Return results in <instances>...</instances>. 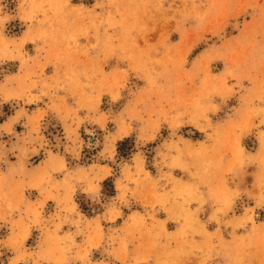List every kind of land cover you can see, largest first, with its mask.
I'll use <instances>...</instances> for the list:
<instances>
[{
	"label": "rangeland",
	"instance_id": "1",
	"mask_svg": "<svg viewBox=\"0 0 264 264\" xmlns=\"http://www.w3.org/2000/svg\"><path fill=\"white\" fill-rule=\"evenodd\" d=\"M212 237L264 264V0H0V264H207Z\"/></svg>",
	"mask_w": 264,
	"mask_h": 264
},
{
	"label": "crops",
	"instance_id": "2",
	"mask_svg": "<svg viewBox=\"0 0 264 264\" xmlns=\"http://www.w3.org/2000/svg\"><path fill=\"white\" fill-rule=\"evenodd\" d=\"M199 196V195H198ZM203 196V195H202ZM202 198V197H201ZM196 207V206H195ZM197 209V216L199 217L200 219V224L203 225V229L201 228V230H205L207 231L209 234L210 233H221L222 237H225V242L229 240V232L231 231V228L227 227V226H223V225H219L215 219H207V218H212V217H220V213L216 211L215 207L214 206H208L206 208H196ZM122 211H123V208H122ZM207 217V218H206ZM171 220V219H170ZM102 224V223H101ZM103 225V224H102ZM107 227L103 226V232H106L107 234L109 232H111L114 228L116 227H120V225L118 226H112V224H110V226L108 225V223L106 224ZM167 225V230L169 232H172V231H176L178 229H181L184 225L183 223L181 222H177V223H171V221H168L166 223ZM119 236V235H118ZM107 237V235H106ZM196 240L198 242H202L204 241L203 238H201V236H197L195 237ZM103 242H105V237L103 238ZM102 242V243H103ZM211 242L214 245V256L213 259H212V262H208L207 264H236L235 261L233 260V258L231 257H228L227 255H222V245H221V242L220 240L218 239V237H212L211 238ZM226 244V243H225ZM104 248L108 251V250H111V251H108L109 254H107V256L105 257L104 261H108V263H116V264H132V262L134 261L133 260V251L130 252L127 257L123 258V254L120 253V251H118V248L116 246H105L104 245ZM231 249V252L234 253L233 249L232 248H229ZM155 261L153 260V262H149V264H154ZM137 264H142V263H137ZM247 264H263V260H259L258 262L256 260H254L253 262H249Z\"/></svg>",
	"mask_w": 264,
	"mask_h": 264
},
{
	"label": "bare ground",
	"instance_id": "3",
	"mask_svg": "<svg viewBox=\"0 0 264 264\" xmlns=\"http://www.w3.org/2000/svg\"><path fill=\"white\" fill-rule=\"evenodd\" d=\"M115 136H116V135H115ZM115 136H114V137H115ZM114 140H115V138H114Z\"/></svg>",
	"mask_w": 264,
	"mask_h": 264
}]
</instances>
